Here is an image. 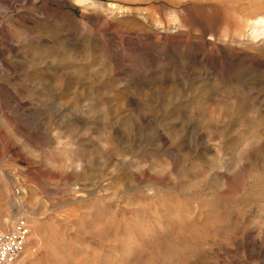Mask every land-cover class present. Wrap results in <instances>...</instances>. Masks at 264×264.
<instances>
[{"label":"rangeland","instance_id":"374dc122","mask_svg":"<svg viewBox=\"0 0 264 264\" xmlns=\"http://www.w3.org/2000/svg\"><path fill=\"white\" fill-rule=\"evenodd\" d=\"M263 12L0 0L11 264H264V33L241 23Z\"/></svg>","mask_w":264,"mask_h":264},{"label":"built area","instance_id":"2783aa9c","mask_svg":"<svg viewBox=\"0 0 264 264\" xmlns=\"http://www.w3.org/2000/svg\"><path fill=\"white\" fill-rule=\"evenodd\" d=\"M29 225L17 218L7 228H0V264H11L18 260L27 244Z\"/></svg>","mask_w":264,"mask_h":264},{"label":"bare ground","instance_id":"6f19581e","mask_svg":"<svg viewBox=\"0 0 264 264\" xmlns=\"http://www.w3.org/2000/svg\"><path fill=\"white\" fill-rule=\"evenodd\" d=\"M80 4L86 3V0H75ZM87 6V5H86ZM112 8V7H111ZM115 8V7H114ZM223 11V10H222ZM264 13V12H263ZM241 19V18H240ZM241 23H244L245 27H248V35L256 39L260 34L264 33V14L257 13L254 16L243 19ZM240 24V23H239ZM243 25V24H242ZM241 26V25H240ZM245 30V29H244ZM246 32V31H245ZM75 167V166H74ZM78 167V166H76ZM7 178V177H5ZM7 180V179H6ZM3 183V182H2ZM5 186V185H4ZM19 259V258H18Z\"/></svg>","mask_w":264,"mask_h":264}]
</instances>
